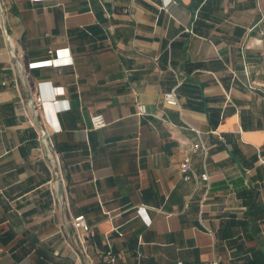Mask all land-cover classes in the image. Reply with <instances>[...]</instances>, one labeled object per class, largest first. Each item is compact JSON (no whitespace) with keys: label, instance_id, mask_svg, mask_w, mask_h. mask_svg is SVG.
<instances>
[{"label":"crops","instance_id":"1","mask_svg":"<svg viewBox=\"0 0 264 264\" xmlns=\"http://www.w3.org/2000/svg\"><path fill=\"white\" fill-rule=\"evenodd\" d=\"M163 1L0 0V264H264V0Z\"/></svg>","mask_w":264,"mask_h":264},{"label":"built area","instance_id":"2","mask_svg":"<svg viewBox=\"0 0 264 264\" xmlns=\"http://www.w3.org/2000/svg\"><path fill=\"white\" fill-rule=\"evenodd\" d=\"M36 1V0H32ZM168 1H163L162 2V7L165 8L164 4L169 2ZM166 4V5H167ZM1 14V10H0ZM185 31H189L188 29H184ZM5 33V32H4ZM5 37L7 42L10 44L9 37L5 33ZM13 55V52H11ZM51 57L45 61H39V62H32L28 64V68H34L37 66H41L43 64L49 65L51 67H56V66H63V65H70L71 61H65L62 62L55 56L53 53H50ZM26 81H28V77H24ZM60 90V89H59ZM57 89L56 93H60ZM38 95L35 96L30 94V97L28 98L26 102L27 108L33 113V116L36 117L39 112L42 113V116H44L43 112L46 111L47 109H62L63 107H58L59 106V100L55 99L53 101L47 102L44 101L40 94L37 93ZM162 102L165 105L168 106H174L177 107L179 105V101L175 92V89L172 88L169 91H166L162 94ZM137 107V114L138 115H144L146 114V109L145 106L141 103L136 104ZM90 124H91V129H100L106 126V120L104 116L101 113H95L90 117ZM190 130L198 132L193 129L192 127H189ZM37 141H38V150L40 153H46L49 159V165L52 169L56 168L58 166V161L57 158H55L53 155L51 143L49 140V134L46 131V129L43 126H39L38 133H37ZM190 150L192 152H196L198 150H202L204 153L205 161H203V170L201 173H196L191 169L190 165V158L186 157L183 159L182 162H180L178 166V170L180 175L183 177L185 181H194L195 185L198 189H202L204 191V195L208 193V190L210 188V175L207 171L206 168V156H207V147L204 146V144L199 140L198 142H194L190 146ZM142 211V209H137L136 212L139 214ZM150 224V221L148 222ZM72 226L76 231H81L83 233H86L90 237L94 236V231L93 229L87 224L84 215H77L76 217L73 218L72 220ZM103 262L104 264H118L116 262V257L113 253L112 250H108L106 254L103 257ZM213 264H217L216 262Z\"/></svg>","mask_w":264,"mask_h":264}]
</instances>
